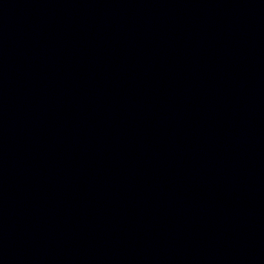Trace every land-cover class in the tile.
Listing matches in <instances>:
<instances>
[{
  "label": "water",
  "instance_id": "95a60500",
  "mask_svg": "<svg viewBox=\"0 0 264 264\" xmlns=\"http://www.w3.org/2000/svg\"><path fill=\"white\" fill-rule=\"evenodd\" d=\"M0 264H264V0H0Z\"/></svg>",
  "mask_w": 264,
  "mask_h": 264
}]
</instances>
